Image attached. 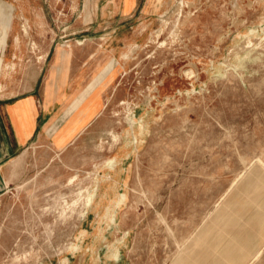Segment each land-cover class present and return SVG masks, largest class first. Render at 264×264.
Wrapping results in <instances>:
<instances>
[{
    "label": "rangeland",
    "instance_id": "1",
    "mask_svg": "<svg viewBox=\"0 0 264 264\" xmlns=\"http://www.w3.org/2000/svg\"><path fill=\"white\" fill-rule=\"evenodd\" d=\"M47 76L100 113L11 163L0 264H264V0H0V96Z\"/></svg>",
    "mask_w": 264,
    "mask_h": 264
},
{
    "label": "crops",
    "instance_id": "2",
    "mask_svg": "<svg viewBox=\"0 0 264 264\" xmlns=\"http://www.w3.org/2000/svg\"><path fill=\"white\" fill-rule=\"evenodd\" d=\"M74 82V81H73ZM78 91L84 90L85 81H76ZM49 83H54V77H46L43 82L42 91L39 95H23L16 98L0 96V195H2L7 185V172L11 169V163L29 146L33 140L40 135H45V130L50 123L56 124V130L52 136L53 142L61 139L60 146L65 145L70 138L87 124L93 121L100 113L101 104H97L98 89L91 91L78 108L65 120H58L62 113L61 102L62 92L65 91L66 80L62 76L60 84L55 92L48 91ZM92 114L73 133L65 134L67 129L71 128L72 121L80 109L88 107ZM97 106L96 109L94 107ZM56 107L60 109L56 110ZM60 113V114H59ZM84 117L81 115L79 118ZM64 136V137H63Z\"/></svg>",
    "mask_w": 264,
    "mask_h": 264
},
{
    "label": "bare ground",
    "instance_id": "3",
    "mask_svg": "<svg viewBox=\"0 0 264 264\" xmlns=\"http://www.w3.org/2000/svg\"><path fill=\"white\" fill-rule=\"evenodd\" d=\"M190 5V4H189ZM178 6V5H177ZM228 66V65H227ZM231 67V66H230Z\"/></svg>",
    "mask_w": 264,
    "mask_h": 264
}]
</instances>
